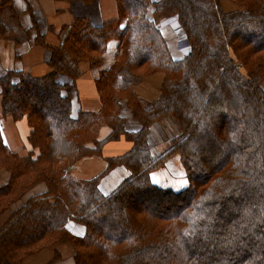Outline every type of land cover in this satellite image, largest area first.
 <instances>
[{
  "label": "trees",
  "instance_id": "obj_1",
  "mask_svg": "<svg viewBox=\"0 0 264 264\" xmlns=\"http://www.w3.org/2000/svg\"><path fill=\"white\" fill-rule=\"evenodd\" d=\"M116 2L114 20L77 17L60 45L48 46L46 75L0 77V170L9 174L0 186V264H23L45 248L53 263L64 244L74 264H264V0ZM163 16L188 46L176 48L182 56L156 26ZM110 41L113 61L95 79L101 106L73 116L76 82L102 66ZM155 74L161 84L148 100L136 90ZM122 101L139 130H126ZM167 118L178 133L153 150L152 126ZM7 119L27 126L26 153L6 144ZM120 141L129 148L105 156ZM175 155L188 181L179 191L152 179ZM90 156L107 161L102 173L69 174ZM117 168L128 175L103 193ZM39 185L46 189L36 194ZM69 221L85 234L69 231Z\"/></svg>",
  "mask_w": 264,
  "mask_h": 264
},
{
  "label": "crops",
  "instance_id": "obj_2",
  "mask_svg": "<svg viewBox=\"0 0 264 264\" xmlns=\"http://www.w3.org/2000/svg\"><path fill=\"white\" fill-rule=\"evenodd\" d=\"M5 1L7 3L1 5L2 0H0V77L9 71L23 72L35 77L46 75L50 72L48 62L52 56L48 46L57 47L60 45L75 18L84 17L93 25L101 26L117 17L116 0ZM161 31L169 44L173 42L174 31L170 27H165ZM115 48L116 42L110 41L108 49L103 55V67L108 68L112 63ZM170 48L172 50L171 46ZM175 49L176 47L173 48L174 53L179 55ZM98 74L99 69L88 70L76 82V90L71 99L73 116H76L80 110L95 112L100 108L101 101L95 86ZM161 80V74L149 76L137 87L136 91L143 98L151 100L156 97ZM65 81L68 82V80ZM121 114L125 119V128L128 132L140 129L141 125L133 118L126 101L121 102ZM12 121L7 119L2 123L4 140L12 152L24 154L28 151L24 142L27 133L26 125L23 122L14 123ZM103 130L105 132H101V137L109 134L108 128L104 127ZM152 136L158 146L164 145L162 136L155 129H153ZM126 145L127 142L108 143L105 146L104 154L111 157L124 153L129 148ZM106 167L107 161L103 157L90 156L84 157L70 166L68 171L71 176L85 180L99 175ZM124 171L126 170L117 168L105 177L100 184L101 191L108 194L115 189L127 176L122 179ZM8 179L9 174L0 170V186L7 183ZM45 189L44 185H39L34 191L39 194L43 193ZM67 228L77 236L85 234V227L77 222L69 221ZM57 250L60 258L53 263V251L45 248L28 257L23 264H74L75 252L70 245H60Z\"/></svg>",
  "mask_w": 264,
  "mask_h": 264
},
{
  "label": "rangeland",
  "instance_id": "obj_3",
  "mask_svg": "<svg viewBox=\"0 0 264 264\" xmlns=\"http://www.w3.org/2000/svg\"><path fill=\"white\" fill-rule=\"evenodd\" d=\"M155 1V0H152V2ZM164 19H169V16H163V17H160L158 19H155V22H156V26L157 27H161V25L163 24V21H165ZM171 42V41H170ZM187 39L185 38V43H187ZM178 43V36L176 34V32L173 33V42H171L169 44V46L172 47V50L174 47H178L177 45ZM174 44V46H173ZM176 50V49H175ZM174 53V52H173ZM175 57H178V56H182V54L179 53L178 54H175ZM113 61V59H112ZM104 69H106V67H103V65L99 68V71H104ZM62 80H67V78L65 76H62L61 77ZM156 78V77H155ZM263 88H264V82H263ZM121 112V111H120ZM122 115V114H121ZM25 125V123H24ZM26 130H27V133H26V137H25V144L26 141H27V136H28V128L27 126H25ZM153 129H155L156 131L159 132V134L162 136L163 138V143L164 145H162V147L156 145L154 143V145H150L151 149H156V151H161L163 150L166 145H167V142H168V137L170 138H174L176 136V134L178 133L176 127L173 125L172 121L170 118H167L165 120H161L159 122H156L153 124L152 126ZM105 131L103 130L102 133H104ZM121 143L125 142V141H120ZM121 143H116V144H121ZM127 147H129L130 145L127 144L126 145ZM123 169V168H121ZM123 175L122 176V179L123 177H125L126 175H128V172L127 171H124L123 172ZM153 179H154V183L158 184L159 186H162V187H169L170 189L174 190V191H179V190H183L185 189L187 186H188V181H187V177H186V174H185V171H184V168L182 166V163L180 161V157L179 155H175L173 157H171L164 165V168L158 170L157 172H155L153 174ZM2 221V219L0 220V222Z\"/></svg>",
  "mask_w": 264,
  "mask_h": 264
},
{
  "label": "built area",
  "instance_id": "obj_4",
  "mask_svg": "<svg viewBox=\"0 0 264 264\" xmlns=\"http://www.w3.org/2000/svg\"><path fill=\"white\" fill-rule=\"evenodd\" d=\"M163 26L164 27H171L172 28V24H171V21L169 19H165V21H163ZM174 29V28H172ZM178 48L180 49H183V50H187L188 49V46L187 45H181L179 42H178Z\"/></svg>",
  "mask_w": 264,
  "mask_h": 264
}]
</instances>
